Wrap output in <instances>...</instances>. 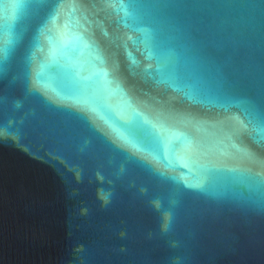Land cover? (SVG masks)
Here are the masks:
<instances>
[{"label": "water", "instance_id": "95a60500", "mask_svg": "<svg viewBox=\"0 0 264 264\" xmlns=\"http://www.w3.org/2000/svg\"><path fill=\"white\" fill-rule=\"evenodd\" d=\"M0 264H264V0H0Z\"/></svg>", "mask_w": 264, "mask_h": 264}]
</instances>
